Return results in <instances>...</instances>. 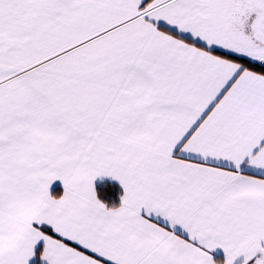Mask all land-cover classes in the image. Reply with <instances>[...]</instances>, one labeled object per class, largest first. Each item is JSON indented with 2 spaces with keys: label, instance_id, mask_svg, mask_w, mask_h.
Masks as SVG:
<instances>
[{
  "label": "snow or ice",
  "instance_id": "obj_1",
  "mask_svg": "<svg viewBox=\"0 0 264 264\" xmlns=\"http://www.w3.org/2000/svg\"><path fill=\"white\" fill-rule=\"evenodd\" d=\"M0 264H264V0H0Z\"/></svg>",
  "mask_w": 264,
  "mask_h": 264
}]
</instances>
